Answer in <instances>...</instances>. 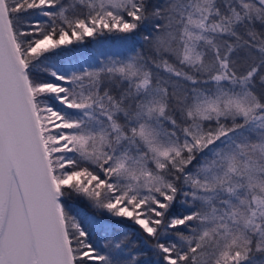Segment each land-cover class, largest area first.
Masks as SVG:
<instances>
[{
    "label": "snow or ice",
    "instance_id": "1",
    "mask_svg": "<svg viewBox=\"0 0 264 264\" xmlns=\"http://www.w3.org/2000/svg\"><path fill=\"white\" fill-rule=\"evenodd\" d=\"M0 264H264V0H0Z\"/></svg>",
    "mask_w": 264,
    "mask_h": 264
},
{
    "label": "trees",
    "instance_id": "2",
    "mask_svg": "<svg viewBox=\"0 0 264 264\" xmlns=\"http://www.w3.org/2000/svg\"><path fill=\"white\" fill-rule=\"evenodd\" d=\"M94 47H95V46H94L92 43H89V44H87V45L84 46V50H85V51H88V52H91V51L94 50ZM103 47H104L105 49H107V48L109 47V45H108V44H105Z\"/></svg>",
    "mask_w": 264,
    "mask_h": 264
}]
</instances>
